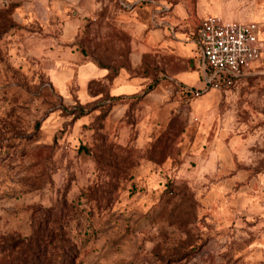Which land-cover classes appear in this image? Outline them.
<instances>
[{
	"label": "rangeland",
	"instance_id": "rangeland-1",
	"mask_svg": "<svg viewBox=\"0 0 264 264\" xmlns=\"http://www.w3.org/2000/svg\"><path fill=\"white\" fill-rule=\"evenodd\" d=\"M212 1L0 0V264H264V73L148 111L132 62L152 13ZM70 52L145 79L120 120L100 78L54 88Z\"/></svg>",
	"mask_w": 264,
	"mask_h": 264
},
{
	"label": "crops",
	"instance_id": "crops-1",
	"mask_svg": "<svg viewBox=\"0 0 264 264\" xmlns=\"http://www.w3.org/2000/svg\"><path fill=\"white\" fill-rule=\"evenodd\" d=\"M202 5L198 4L194 10L182 4L171 11L165 8L169 10L167 13H164L165 9L158 15L152 13L151 27L139 25L140 39L134 41L132 50L134 67L142 66L144 57L153 56L158 59L164 74L162 82H158L152 90L148 88L143 94L142 103L146 110L159 108L164 103L163 97L173 93L176 88L178 95L187 101L188 97L183 96L180 90H202L205 87L197 38L204 18L217 16L228 22L257 23L261 26L258 35L264 40V0H213L210 6ZM78 57L73 52L64 54V58L60 59L61 62L52 71V85L63 98L68 99L71 96L70 83L75 76L85 92L93 79H102V87L105 88L102 103L110 106L107 121L111 124L116 119L117 122L123 116L124 107L128 106L126 98H136L145 90V79L128 76L123 72L112 77L108 69H100L94 64L77 65ZM262 62L264 55L235 86L242 80L262 75Z\"/></svg>",
	"mask_w": 264,
	"mask_h": 264
},
{
	"label": "built area",
	"instance_id": "built-area-1",
	"mask_svg": "<svg viewBox=\"0 0 264 264\" xmlns=\"http://www.w3.org/2000/svg\"><path fill=\"white\" fill-rule=\"evenodd\" d=\"M257 23L224 21L208 16L198 29V47L204 88L180 90L183 96L200 98L211 91L232 89L264 55V40Z\"/></svg>",
	"mask_w": 264,
	"mask_h": 264
},
{
	"label": "trees",
	"instance_id": "trees-1",
	"mask_svg": "<svg viewBox=\"0 0 264 264\" xmlns=\"http://www.w3.org/2000/svg\"><path fill=\"white\" fill-rule=\"evenodd\" d=\"M105 69H106V68H105ZM157 83H158V82H157ZM157 83H155L154 85H151V86L149 87V90H152L153 87L157 85Z\"/></svg>",
	"mask_w": 264,
	"mask_h": 264
}]
</instances>
